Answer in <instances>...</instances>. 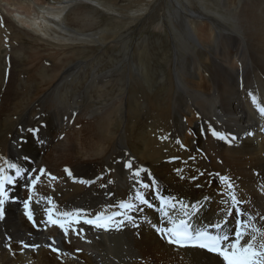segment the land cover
<instances>
[{"label":"bare ground","instance_id":"1","mask_svg":"<svg viewBox=\"0 0 264 264\" xmlns=\"http://www.w3.org/2000/svg\"><path fill=\"white\" fill-rule=\"evenodd\" d=\"M36 1L0 0L4 23L7 20L12 22V19L19 22L24 14L33 24L60 21L61 24L57 23L55 28L64 36L77 39L99 24V16L95 15L96 10L90 3L70 0L69 3L52 6L50 0ZM219 1L223 9L214 14L195 10L183 0H177L176 10L184 14L186 21H183L188 31L185 33L187 40L179 43L189 57H181V60L176 54L173 114L168 110L165 114L149 110L143 118L139 113L132 117L126 115L123 87L127 85L124 81L120 86L121 92L111 103L105 100L106 105L102 107L83 110L82 95L74 93L77 86H73L75 81L72 78L85 70L89 63L97 62L100 55H94L69 65L50 92L38 102L25 106L15 120L10 119L9 112L19 105L17 100L25 93V84L19 85L14 75L22 55L7 52L0 45V116L5 114L0 117V168L14 175L15 170H8L7 164L16 163L32 171L31 176L34 177L40 175L42 167L33 168L32 161L41 158L47 168H51L54 177L55 169L60 168L61 171V165L65 170L62 173L65 177L58 184L56 179L45 173L34 189L25 188L19 178L15 185L8 186L10 195L18 199L6 202L5 218L0 220V264H30L32 258L45 260L50 258V249L51 258L63 264H121L123 255L135 256V262L143 260L145 264H223L222 258L213 253L178 247L159 235L157 228L170 227V224L160 211L165 206L156 193L174 199L176 208L168 209L173 218H184L181 202L197 205V211L189 209L190 221L195 227L206 226L223 219L225 210L230 207V203H223L228 200L227 185L221 179L225 176L235 186L237 197L243 201L240 208L246 213L245 218L253 216L255 219L250 224L264 229V131L261 132L264 115L252 102L255 95L264 106V0ZM39 3L41 5H37ZM5 13L11 19L6 18ZM189 20L198 24L196 30ZM46 36L48 39L41 38L49 44H61L52 42L58 38ZM143 42H140L139 49ZM137 65L145 70L144 64L138 62ZM89 74L92 78L88 89L96 90L104 98L112 78L107 73ZM68 78L73 87L72 94L70 89L63 88L68 85ZM70 95L74 96L72 101ZM54 97L59 98V103L50 109L47 105ZM117 112L120 121L115 124L113 120L102 127V121L112 118ZM184 115H188V121ZM133 120L138 126L129 125ZM212 129L227 139L213 136ZM253 130L258 131L257 139L259 134L261 137L257 151L251 147L255 136L253 138L249 133ZM151 137H157L158 141L153 142ZM157 144L159 148L155 147ZM240 144L243 149L239 148ZM150 149V154L146 155ZM161 149L167 157L163 156L164 152L158 156ZM129 161L132 162L131 169L126 166ZM66 169L71 171V176ZM138 169H143V174L135 176ZM56 173L59 176V171ZM149 175L155 178L147 179ZM140 178L149 181L146 183L148 188L143 187ZM137 190L145 194L152 207L136 199ZM29 196L32 197L36 225L21 210L23 201ZM48 197L56 204V212L84 209V214L89 217L101 211L106 215L123 212L121 202H129L135 205L127 210V214L134 217V222L125 221L122 228L112 231L81 222L73 225L65 236L58 225L47 223L46 209L51 205L47 203L42 207V204L47 201L43 198ZM228 220L227 228L230 230L235 226V220L234 217H228ZM77 228L81 229L79 235L75 231ZM122 234L129 238V250H121ZM9 237L11 242H8ZM13 239L40 247L29 250L15 244ZM50 244L52 247L47 246ZM53 248L59 251H53Z\"/></svg>","mask_w":264,"mask_h":264},{"label":"rangeland","instance_id":"2","mask_svg":"<svg viewBox=\"0 0 264 264\" xmlns=\"http://www.w3.org/2000/svg\"><path fill=\"white\" fill-rule=\"evenodd\" d=\"M74 1H78L77 3H80V1L83 3H90V5L96 10L94 12L95 15L99 16V24L96 28L88 31L84 36H78L79 39L74 36H64L59 29L57 30L55 27L57 23L61 24L60 21H50L51 24H33L29 22L28 18L24 14L25 17L20 18L19 22L12 19V22L7 20L4 23L2 13L0 12V28L3 32V34L0 35V38L2 39H0V45L3 46L7 52H19L22 55L20 57V61H17V65L15 66L14 75L16 76L19 85L25 84V93L17 100L19 105L9 112V118L15 120L16 117L21 114L20 112L25 109V106L30 105V103L34 104L38 102L44 94L50 92L61 76H63V73L69 65L74 64L79 60H85L91 56L94 57V55H100L97 62H95V64L93 62L89 63V65L85 68L87 72L82 69L76 77L72 78V80L75 81L73 86H77L74 93L79 96L82 95L83 110L91 111L94 108H99V106L102 107V105H106L105 100H108L111 103L117 98L119 92H121L120 86L124 81L127 85L123 87L125 90L124 107L126 115L132 117L135 115L134 113H139L143 118L149 110L157 112L158 114H165L168 110L173 114L175 102L174 90L176 85L174 65L176 64V54H178V58L181 60V57L188 56L185 55L186 53L183 52L179 43L183 39L184 41L187 40L188 36L186 34L188 31L186 28L187 26L184 23L186 21L184 14L177 12L176 10L177 0ZM183 1L184 4L186 3L189 7H193L195 10L205 13H207L206 11H210L215 14L217 11L223 9L222 3L219 0H194L193 3H189L186 0ZM31 2H33V0H31ZM35 2L38 1L35 0ZM69 2L70 0H50L52 6L57 5V3L66 4ZM37 5H41V3ZM201 6L203 7L201 8ZM186 13L191 14V11L186 10ZM4 16H6V18H10V16L6 13ZM230 24L232 25L233 23ZM190 25L194 30L198 27V24H195V21H190ZM52 29H55V32ZM17 30L21 32H17ZM91 33L93 34V37ZM46 35L50 38H58V40L52 42L61 44H49L45 41V39H48ZM103 36H106V38L103 39ZM41 37L45 39H42ZM141 41L144 42L139 49ZM102 43H105V45H102ZM14 46H16L17 49H14ZM138 62L140 64H144V71L137 65ZM94 72L100 74L107 73L106 75L112 78V81L108 86L109 90L104 98H101L99 96V92H96V90L90 91V88L88 89V84L91 82L92 78L89 73L92 75ZM12 73L13 72L9 74L11 75ZM87 74L89 75L86 78ZM131 77L132 80H129ZM67 80L68 85L63 88L70 89L69 92L72 94L73 90L71 89L73 87H71L72 84L69 83L70 78ZM61 93H64V91H61ZM73 97L72 95L69 96L71 101L74 99ZM52 100H49L47 105L50 109L54 108L59 103V98L57 100V98L54 97ZM4 115L5 114L0 117L2 118ZM187 117L188 115H184V119L186 121H188ZM172 118H174V116ZM113 120H115V124L120 121L118 112L117 115H113L112 118H108L105 122L102 121V127L107 123L111 124ZM129 125L138 126L136 120H133L132 123L130 122ZM112 130L114 132L115 126L112 127ZM262 131H264L263 128L261 132ZM256 132L258 133V131L253 130L249 133V136L251 135L253 138L255 136L256 139H252L254 145L251 147L257 151L259 150L261 144V137L259 134L257 139ZM116 133L118 134L119 130L116 131ZM244 137H247V134ZM151 139L153 142H156V140L158 141L157 137H151ZM115 140V138L112 140L113 144ZM156 146L158 148L160 147L159 144L155 145V147ZM251 147L248 149H251ZM239 148L243 149L244 146L240 144ZM150 151L151 149L146 152V155L150 154ZM163 152V149L158 151V156L165 153L163 156L167 157L166 152ZM24 155L27 156L26 153ZM40 160L41 158H37L35 161H32V163H34L33 168L38 169V167H42L46 170V176L49 172L51 176H54L53 173H51V168H47V164ZM175 160H177V158H175ZM180 169L183 168L181 167ZM56 170L59 171V176L56 173ZM64 171V166L62 167V165L61 171L60 168L55 169L54 173L56 174V183L61 182L64 179L65 175L62 174ZM31 174L32 171H28V176L32 177ZM141 174H143L142 171H140L139 176ZM142 178H140V182H146L147 179L155 177L153 175H149L147 179ZM19 181L20 184H24L25 188H28L25 185L26 181L24 178H19ZM156 190L155 193L157 192ZM43 204L42 207H45L47 205V201ZM22 208L23 206L21 205V210L25 215V209L23 208V210ZM109 233L110 237L113 238L112 232ZM15 237L17 239L19 238L18 236ZM13 240L16 242L15 244H20L19 241L15 239ZM8 242H11V240L9 239ZM128 245V236L122 234L120 238L121 250H123V248L124 251L129 250ZM28 249L34 250L36 248ZM48 255L50 258L45 259L47 261L43 258H35L34 260L32 258L30 264H36V262L37 264H46V262L48 264H54L58 260L56 258H51V249L48 251ZM123 256H121V264H139L143 261L140 260L139 262L138 260L135 262V256L133 258L130 255ZM40 261H45V263ZM59 262L62 263L58 260L56 264ZM143 264H145L144 261Z\"/></svg>","mask_w":264,"mask_h":264},{"label":"snow or ice","instance_id":"3","mask_svg":"<svg viewBox=\"0 0 264 264\" xmlns=\"http://www.w3.org/2000/svg\"><path fill=\"white\" fill-rule=\"evenodd\" d=\"M252 102L256 105L260 114L264 115V106L258 101V98L253 95ZM29 131H36V129H30ZM213 136L219 139H227L219 131L212 129ZM129 169L132 168V162L129 161L126 165ZM8 170H15L14 175L10 174L5 168H0V220L5 218V204L10 200L18 199L10 195L8 191L9 185H15L18 178H24L26 180V187L35 188L37 182L40 180L41 175H44L46 170L44 168L39 169L40 175L34 177L26 176L27 169H24L16 163L9 162L7 164ZM34 171V170H33ZM68 175L71 176L70 170L66 169ZM140 171L138 169L134 175L139 176ZM179 171V170H178ZM51 179L56 177L51 176ZM203 175V173H201ZM221 179L227 185L228 200L223 201L225 204L230 203L229 209L225 210V216L223 219L210 223L206 226L194 227L190 223L191 213L197 211V205L180 203V209L184 218H173L169 215V208L175 209L176 203L173 198H166L160 196L157 192L158 198L161 200L162 207L160 211L163 216L167 218L170 227H158L157 231L166 238L169 244H174L183 248H197L203 249L207 252L213 253L222 258L223 264H264V229L256 227L250 224L255 218L251 215H247L240 208L243 203L235 192V186L231 183L228 177H221ZM87 183V181H82ZM143 187L148 188L149 185L145 184ZM47 200V203L51 207L46 209L47 223L52 225H58L62 229L65 236L69 234V231L73 229V225H80L81 222L87 225H91L94 228L102 229L104 231H112L113 229L119 230L125 224V221L134 222V217L127 214V210L135 207L134 204L129 202H121L120 208L124 209L123 212H113L111 214H105L103 211L96 213L94 216L89 217L85 215L84 209H76L72 212H56V204L51 197L43 198ZM136 199L141 204L152 207L145 194L139 190L136 193ZM32 197L29 196L27 200L23 201V207L28 219L36 225V219L34 211L31 207ZM39 203V201H37ZM117 217H122L117 219ZM228 217H234L235 226L232 229H228L229 224ZM155 227V225H154ZM77 234L81 229H75ZM11 239V237H9ZM23 248H39L37 244H29L23 240L19 242ZM53 243L55 241L53 240ZM52 247V245H48ZM53 251H59L58 248H53Z\"/></svg>","mask_w":264,"mask_h":264}]
</instances>
